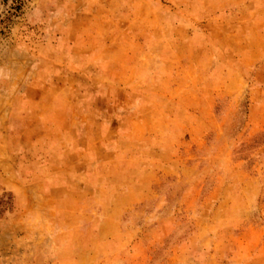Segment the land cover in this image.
Wrapping results in <instances>:
<instances>
[{"label": "rangeland", "instance_id": "1", "mask_svg": "<svg viewBox=\"0 0 264 264\" xmlns=\"http://www.w3.org/2000/svg\"><path fill=\"white\" fill-rule=\"evenodd\" d=\"M2 194L0 264H264V0H0Z\"/></svg>", "mask_w": 264, "mask_h": 264}, {"label": "trees", "instance_id": "2", "mask_svg": "<svg viewBox=\"0 0 264 264\" xmlns=\"http://www.w3.org/2000/svg\"><path fill=\"white\" fill-rule=\"evenodd\" d=\"M8 203L7 200V195L6 194H2L1 199H0V212H2V210L5 209L6 205Z\"/></svg>", "mask_w": 264, "mask_h": 264}]
</instances>
